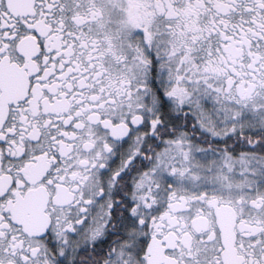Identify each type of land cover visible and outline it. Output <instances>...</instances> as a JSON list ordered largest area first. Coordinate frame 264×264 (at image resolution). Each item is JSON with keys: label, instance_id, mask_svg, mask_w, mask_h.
I'll return each mask as SVG.
<instances>
[{"label": "snow or ice", "instance_id": "1", "mask_svg": "<svg viewBox=\"0 0 264 264\" xmlns=\"http://www.w3.org/2000/svg\"><path fill=\"white\" fill-rule=\"evenodd\" d=\"M0 264H264V0H0Z\"/></svg>", "mask_w": 264, "mask_h": 264}]
</instances>
